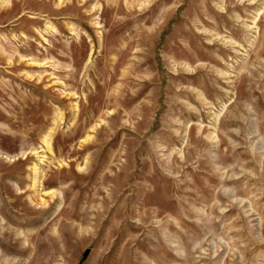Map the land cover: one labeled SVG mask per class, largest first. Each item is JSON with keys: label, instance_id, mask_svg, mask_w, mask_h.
I'll return each instance as SVG.
<instances>
[{"label": "rangeland", "instance_id": "rangeland-1", "mask_svg": "<svg viewBox=\"0 0 264 264\" xmlns=\"http://www.w3.org/2000/svg\"><path fill=\"white\" fill-rule=\"evenodd\" d=\"M0 264H264V0H0Z\"/></svg>", "mask_w": 264, "mask_h": 264}]
</instances>
